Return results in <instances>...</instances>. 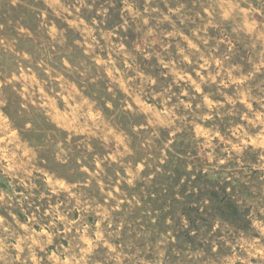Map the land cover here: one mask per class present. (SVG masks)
Listing matches in <instances>:
<instances>
[{
	"label": "rangeland",
	"instance_id": "obj_1",
	"mask_svg": "<svg viewBox=\"0 0 264 264\" xmlns=\"http://www.w3.org/2000/svg\"><path fill=\"white\" fill-rule=\"evenodd\" d=\"M0 264H264V0H0Z\"/></svg>",
	"mask_w": 264,
	"mask_h": 264
}]
</instances>
